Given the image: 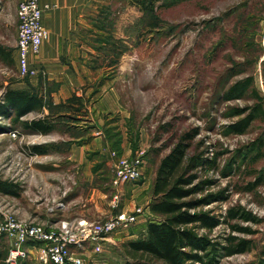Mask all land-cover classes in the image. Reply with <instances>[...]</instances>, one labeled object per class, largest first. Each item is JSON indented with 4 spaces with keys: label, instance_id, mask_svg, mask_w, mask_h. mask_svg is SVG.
Instances as JSON below:
<instances>
[{
    "label": "rangeland",
    "instance_id": "rangeland-1",
    "mask_svg": "<svg viewBox=\"0 0 264 264\" xmlns=\"http://www.w3.org/2000/svg\"><path fill=\"white\" fill-rule=\"evenodd\" d=\"M17 1L0 0V47L13 53ZM110 4L116 15L110 17L108 63L94 67L91 81L82 83L87 103L75 97V87L67 103L55 104L54 93L71 83L52 81V68L59 67H45L40 56L34 57L39 75L31 78L21 77L15 58L0 62V98L10 88L44 99V113L32 112L21 120L48 116L55 131L67 132L72 124L69 132L78 135L91 133L95 118L104 131L111 124L118 133L112 147L86 150L78 162L69 157L67 143L37 139L39 132L0 117V178L16 189L0 192V222L9 213L46 225L74 217L88 208L93 189L102 194L106 212L97 221H104L111 216V199L122 191L124 210L140 207L147 216L113 233L102 252L88 249L85 260L124 264L129 257L122 243L143 238L155 218L149 204L161 159L184 133L198 128L192 152L217 157V168L202 176L208 182L198 195H217L203 209L221 221L212 230H201L218 243L216 264H264V0H161L154 11L129 0ZM248 79L247 91H230ZM107 92L114 94L110 109L91 116L87 106L91 102L94 107ZM65 110L70 113L58 114ZM250 115L254 119L241 130ZM14 130L16 137L10 134ZM124 138L132 150L125 157L143 151L146 164L144 178L120 184L111 152L122 156ZM34 145L47 152L35 153ZM231 208L238 217L229 215ZM228 245L245 248L229 254ZM9 251L7 238L0 237V264H6ZM36 252L23 259L25 264H40Z\"/></svg>",
    "mask_w": 264,
    "mask_h": 264
},
{
    "label": "trees",
    "instance_id": "trees-1",
    "mask_svg": "<svg viewBox=\"0 0 264 264\" xmlns=\"http://www.w3.org/2000/svg\"><path fill=\"white\" fill-rule=\"evenodd\" d=\"M161 0H129L130 4L144 11H154L164 3ZM0 60L12 62L11 51L0 47ZM250 79L238 82L231 87V92L244 93L251 87ZM61 106V105H60ZM63 107V105H62ZM46 108L43 97L25 90L7 89L0 98V117L10 118L14 125H21L24 130L48 134L55 127L48 121V116L21 120L32 112L44 113ZM253 115L245 118L241 130L248 126ZM237 127V125H236ZM198 128L186 132L160 161L152 186V201L149 209L155 218L146 226L143 238L122 243L129 259L124 264H216V255L220 249L217 242L211 241L201 230H212L220 219L203 207L214 201L217 195L198 196L204 190L208 180L202 176L210 169L217 168V157H205L203 152H192V145ZM35 153L47 152L42 145H34ZM12 183L0 178V192L16 193ZM231 217H238L236 210H229ZM229 254L244 251L245 247L227 246ZM27 262V261H26ZM19 264H25L21 259ZM92 264H113L96 262Z\"/></svg>",
    "mask_w": 264,
    "mask_h": 264
},
{
    "label": "crops",
    "instance_id": "crops-1",
    "mask_svg": "<svg viewBox=\"0 0 264 264\" xmlns=\"http://www.w3.org/2000/svg\"><path fill=\"white\" fill-rule=\"evenodd\" d=\"M21 1L23 0L17 1V19L18 5ZM116 1L118 0H40L42 4H50L51 8L44 11L43 23L48 30V37L42 45L39 56L45 67H59L52 68V81L71 83L70 87L63 88L61 86L62 89L60 88L54 93V97L58 98V102L55 104H61V102L67 103V98L72 97L74 92L78 100H83L84 103L88 102L89 96L87 97V92L83 90L82 83L91 81L94 67L108 63V55H106L107 52L105 50H107L109 43L110 17L116 15V12L110 9V3ZM17 39L18 22L14 35L15 47L12 48L14 49V53L9 50L17 62L18 69ZM0 62L5 63L2 60ZM74 83H76L75 86L73 85ZM75 87L77 90L72 92L71 89H76ZM110 98H114V94L107 92L98 98V102L94 104V107L90 102L87 107L90 110L91 116H93V112L98 114L108 107L110 109ZM77 109L72 110L76 111ZM69 113L70 110H65L60 111L58 114L65 115ZM91 124L92 132L89 134H72L69 131H72L74 127H72V124H69L67 125L69 128L67 132L66 129L63 132L53 130L52 133L43 134L39 132L38 134H34V136L37 139L48 136L53 142L67 143L71 151L69 157L75 161L83 162V158H86L87 155L86 150L99 149L102 151L105 147H112L117 142L118 133L114 131V125L107 124V132L103 130L104 128L101 127V123L95 118ZM120 142H122V156H130L132 150L128 146L127 139H121ZM96 192L97 190L93 189L90 199L88 202L86 201V205H88L87 209L78 211L74 217H64L62 219L86 218L92 221L101 220L103 212H106V210L101 199V192ZM121 194V206L124 210L126 198H124L122 191ZM113 212L115 211L112 209L110 215Z\"/></svg>",
    "mask_w": 264,
    "mask_h": 264
},
{
    "label": "built area",
    "instance_id": "built-area-1",
    "mask_svg": "<svg viewBox=\"0 0 264 264\" xmlns=\"http://www.w3.org/2000/svg\"><path fill=\"white\" fill-rule=\"evenodd\" d=\"M50 4L40 0H23L18 5V72L21 77L31 78L39 75L35 64L48 37L43 23L44 11ZM19 132L10 134L16 137ZM112 169L116 181L120 184L140 181L144 177L145 153L140 151L133 157H124L117 150L111 152ZM122 194L117 191L111 199L113 214L104 221H92L86 218L61 219L49 225L24 220L9 213L0 222V237H6L10 251L6 264H19L21 259L30 256L36 250L40 264H86L85 253L93 249L95 253L103 251L104 244L111 235L145 218L142 208L134 212L122 209Z\"/></svg>",
    "mask_w": 264,
    "mask_h": 264
}]
</instances>
